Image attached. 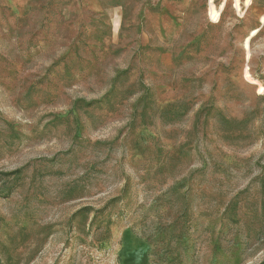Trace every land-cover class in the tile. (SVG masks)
I'll return each instance as SVG.
<instances>
[{
  "label": "rangeland",
  "instance_id": "rangeland-1",
  "mask_svg": "<svg viewBox=\"0 0 264 264\" xmlns=\"http://www.w3.org/2000/svg\"><path fill=\"white\" fill-rule=\"evenodd\" d=\"M0 264H264V0H0Z\"/></svg>",
  "mask_w": 264,
  "mask_h": 264
}]
</instances>
